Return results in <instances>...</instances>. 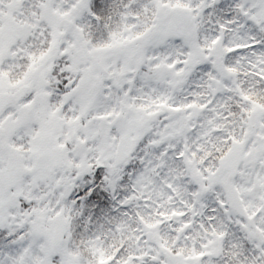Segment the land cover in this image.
<instances>
[{
  "label": "snow or ice",
  "instance_id": "snow-or-ice-1",
  "mask_svg": "<svg viewBox=\"0 0 264 264\" xmlns=\"http://www.w3.org/2000/svg\"><path fill=\"white\" fill-rule=\"evenodd\" d=\"M0 264H264V0H0Z\"/></svg>",
  "mask_w": 264,
  "mask_h": 264
}]
</instances>
